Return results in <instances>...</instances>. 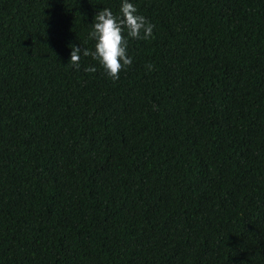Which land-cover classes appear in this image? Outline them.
<instances>
[{"label":"trees","instance_id":"obj_1","mask_svg":"<svg viewBox=\"0 0 264 264\" xmlns=\"http://www.w3.org/2000/svg\"><path fill=\"white\" fill-rule=\"evenodd\" d=\"M128 2L113 81L122 0H0V264H264V0Z\"/></svg>","mask_w":264,"mask_h":264},{"label":"clouds","instance_id":"obj_2","mask_svg":"<svg viewBox=\"0 0 264 264\" xmlns=\"http://www.w3.org/2000/svg\"><path fill=\"white\" fill-rule=\"evenodd\" d=\"M120 15H114L109 8H103L94 17L89 39L94 40V51L88 48L72 47L69 62L75 70H79L81 54L91 56L97 61L108 78L116 81L120 72L132 66V58L127 53V37L134 40H149L153 36L155 25L150 23L143 15L138 14V9L128 0H122L119 8ZM68 62V63H69ZM152 70V65H148ZM86 73H94L96 67H85Z\"/></svg>","mask_w":264,"mask_h":264}]
</instances>
